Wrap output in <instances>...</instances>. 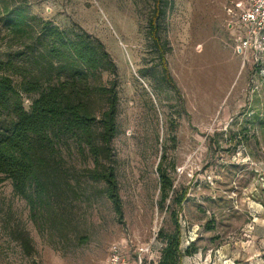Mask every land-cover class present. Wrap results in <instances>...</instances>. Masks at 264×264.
Instances as JSON below:
<instances>
[{
    "label": "rangeland",
    "instance_id": "374dc122",
    "mask_svg": "<svg viewBox=\"0 0 264 264\" xmlns=\"http://www.w3.org/2000/svg\"><path fill=\"white\" fill-rule=\"evenodd\" d=\"M165 1L163 61L149 33L156 0H0V61L32 77L46 67L36 40L47 22L86 32L111 54L119 96L111 164L123 205L120 217L76 150L66 157L72 189L45 210H32L0 173V264H106L113 243L164 244L160 232L177 223L182 247H198L182 264H264V52L235 50L244 0ZM15 10L29 15L21 32L5 21ZM35 97L23 93L26 109ZM160 162L173 180L166 200Z\"/></svg>",
    "mask_w": 264,
    "mask_h": 264
},
{
    "label": "trees",
    "instance_id": "16d2710c",
    "mask_svg": "<svg viewBox=\"0 0 264 264\" xmlns=\"http://www.w3.org/2000/svg\"><path fill=\"white\" fill-rule=\"evenodd\" d=\"M165 2L156 0L149 26L163 61L167 48L158 20ZM28 17L15 10L7 14L5 21L11 30L21 32ZM44 25L36 40L42 45L37 63L46 65L40 76L32 77L26 68H14L11 60L0 61V114H10L0 122V173L12 179L14 191L28 201L32 210H45L57 191L72 189L66 157L76 150L88 164L85 171L89 179L105 183V190L122 217V200L111 164L119 104L117 65L100 39L48 22ZM165 62L163 70L169 77ZM8 71L21 77L20 88ZM105 72L113 78L105 80ZM23 93L37 94L30 109L24 106ZM158 173L162 198L166 200L173 180L162 162ZM174 201L179 206L183 202L177 196ZM159 236L164 244L157 264H182L185 256L198 251L194 243L182 247L178 223L173 233L161 231ZM25 246L31 247L30 240Z\"/></svg>",
    "mask_w": 264,
    "mask_h": 264
},
{
    "label": "built area",
    "instance_id": "2783aa9c",
    "mask_svg": "<svg viewBox=\"0 0 264 264\" xmlns=\"http://www.w3.org/2000/svg\"><path fill=\"white\" fill-rule=\"evenodd\" d=\"M241 9L237 24L239 33L235 50L240 55L248 52H264V0H244L238 4ZM132 244L133 250L126 249ZM163 244L136 243L124 239L111 245L106 264H157L161 256Z\"/></svg>",
    "mask_w": 264,
    "mask_h": 264
},
{
    "label": "crops",
    "instance_id": "0c3cea01",
    "mask_svg": "<svg viewBox=\"0 0 264 264\" xmlns=\"http://www.w3.org/2000/svg\"><path fill=\"white\" fill-rule=\"evenodd\" d=\"M125 239V238H124ZM124 239H122V240H120V241H123ZM144 244H146V243H144ZM133 248H134V246H132ZM126 249H128L129 250V245H127L126 246ZM192 256V255H191Z\"/></svg>",
    "mask_w": 264,
    "mask_h": 264
}]
</instances>
